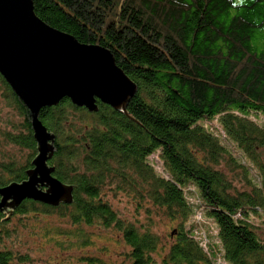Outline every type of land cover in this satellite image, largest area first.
<instances>
[{
  "label": "trees",
  "instance_id": "16d2710c",
  "mask_svg": "<svg viewBox=\"0 0 264 264\" xmlns=\"http://www.w3.org/2000/svg\"><path fill=\"white\" fill-rule=\"evenodd\" d=\"M33 3L51 26L110 49L138 89L126 113L101 102L90 112L67 97L40 110L55 134L49 164L74 186V201L54 207L27 198L12 214L0 211V264L30 262L5 240L10 222L31 213L68 222L39 227L48 239L65 235L67 246L91 242L83 226L120 231L127 249L118 263L80 255L86 264H264V0ZM0 92L23 119L5 139L30 151L22 164L0 157L2 188L27 179L37 143L31 111L1 73ZM214 119L220 131L207 124ZM245 159L257 178L247 177ZM240 168L245 188L236 185ZM105 190L131 194L146 220L124 218ZM200 211L216 222L219 248L198 236L191 219Z\"/></svg>",
  "mask_w": 264,
  "mask_h": 264
},
{
  "label": "water",
  "instance_id": "95a60500",
  "mask_svg": "<svg viewBox=\"0 0 264 264\" xmlns=\"http://www.w3.org/2000/svg\"><path fill=\"white\" fill-rule=\"evenodd\" d=\"M0 73L31 111L37 143L27 179L0 188V211L12 214L27 198L54 207L72 203L74 186L49 164L55 134L39 119L40 110L67 97L90 112L102 102L126 113L137 84L110 49L51 26L36 14L33 0H0Z\"/></svg>",
  "mask_w": 264,
  "mask_h": 264
},
{
  "label": "rangeland",
  "instance_id": "374dc122",
  "mask_svg": "<svg viewBox=\"0 0 264 264\" xmlns=\"http://www.w3.org/2000/svg\"><path fill=\"white\" fill-rule=\"evenodd\" d=\"M73 119L74 116H70L71 121H78V118L77 120ZM22 120V116L15 108L8 105L0 92V157L6 155L9 156V159H13L21 164L27 159L30 151L14 144H8L4 136V131L11 130L8 126L11 123L19 124ZM207 124L220 131V125L217 119L207 122ZM150 159L156 165L157 170L162 172L163 168L158 162V156L156 154L152 155ZM243 164L249 169L247 177L257 178L258 169L246 159ZM236 174L237 187L245 188L244 170L240 168ZM190 192H192L189 195L190 201L195 204L198 203V199L194 196V191L191 190ZM103 193L104 196L111 200L118 213L124 218L132 221H135L137 217L140 221L146 220L145 213L137 212L134 208L133 200L130 199L131 194L120 192L117 195L118 197H114L109 190H105ZM191 222L198 224V236L202 239V243L205 246L207 244V247L208 245L211 247V244H214L217 248L220 247L217 224L214 219L204 215V212L200 211L192 217ZM47 224L66 228L68 222L66 223L58 213L51 215L31 213L29 215L15 217L8 225L13 234L12 237L5 240V245L11 246L19 254L27 255L30 258V262L24 264H86L85 261L80 262L78 260V257L82 254L97 255L105 262L118 263L121 260L122 252H126V242L120 239L122 235L116 229H109L100 224H93L88 227L83 226L87 230L91 242L86 246L80 245V247H73L66 245L69 239L63 234H54L51 239L43 237L40 234L39 227ZM61 242L63 245L59 244Z\"/></svg>",
  "mask_w": 264,
  "mask_h": 264
}]
</instances>
